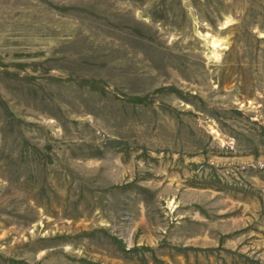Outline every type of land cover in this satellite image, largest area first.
Wrapping results in <instances>:
<instances>
[{
	"label": "rangeland",
	"instance_id": "1",
	"mask_svg": "<svg viewBox=\"0 0 264 264\" xmlns=\"http://www.w3.org/2000/svg\"><path fill=\"white\" fill-rule=\"evenodd\" d=\"M0 264H264V0H0Z\"/></svg>",
	"mask_w": 264,
	"mask_h": 264
}]
</instances>
